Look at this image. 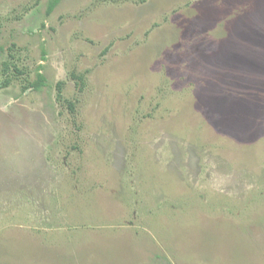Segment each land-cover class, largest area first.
<instances>
[{
  "label": "rangeland",
  "instance_id": "374dc122",
  "mask_svg": "<svg viewBox=\"0 0 264 264\" xmlns=\"http://www.w3.org/2000/svg\"><path fill=\"white\" fill-rule=\"evenodd\" d=\"M49 1L0 0V264H264V0Z\"/></svg>",
  "mask_w": 264,
  "mask_h": 264
},
{
  "label": "trees",
  "instance_id": "16d2710c",
  "mask_svg": "<svg viewBox=\"0 0 264 264\" xmlns=\"http://www.w3.org/2000/svg\"><path fill=\"white\" fill-rule=\"evenodd\" d=\"M62 0H50L49 1V5H48V14L52 13L55 8L59 5V3L61 2ZM1 49L2 47L0 46V52H1ZM79 81H78V84H81L83 82V78L80 76L79 77ZM46 82H47V78L46 76L42 73V72H38L37 73V78L34 80V81H31L30 83H28L26 86H25V89L26 88H34L36 90H39L41 89L43 86L46 85ZM6 84H9V79H7V81L5 82ZM57 99L61 102H68V105L70 106L71 108V112L73 114L76 113V104L75 102H73L72 100H69L67 98L64 97V94H63V81H60L58 83V94H57Z\"/></svg>",
  "mask_w": 264,
  "mask_h": 264
},
{
  "label": "crops",
  "instance_id": "0c3cea01",
  "mask_svg": "<svg viewBox=\"0 0 264 264\" xmlns=\"http://www.w3.org/2000/svg\"><path fill=\"white\" fill-rule=\"evenodd\" d=\"M78 178H52V180H48V182H44V185H53V186H58L64 183V181H77Z\"/></svg>",
  "mask_w": 264,
  "mask_h": 264
}]
</instances>
